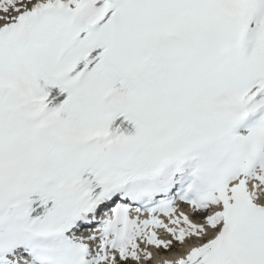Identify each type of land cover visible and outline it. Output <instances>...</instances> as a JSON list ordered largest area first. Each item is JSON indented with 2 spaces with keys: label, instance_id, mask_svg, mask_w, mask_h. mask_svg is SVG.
<instances>
[{
  "label": "snow or ice",
  "instance_id": "obj_1",
  "mask_svg": "<svg viewBox=\"0 0 264 264\" xmlns=\"http://www.w3.org/2000/svg\"><path fill=\"white\" fill-rule=\"evenodd\" d=\"M0 264H264V0H0Z\"/></svg>",
  "mask_w": 264,
  "mask_h": 264
}]
</instances>
